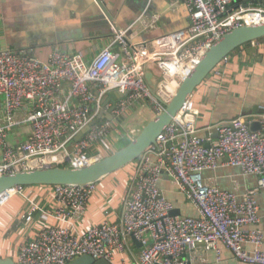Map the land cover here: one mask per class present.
<instances>
[{"label": "built area", "instance_id": "built-area-1", "mask_svg": "<svg viewBox=\"0 0 264 264\" xmlns=\"http://www.w3.org/2000/svg\"><path fill=\"white\" fill-rule=\"evenodd\" d=\"M175 1L187 9L188 25L157 37L152 49H133L128 39L140 17L127 29H114L111 42L90 61L58 49L47 61L27 51H0V177L47 167H84L116 153L117 136H125L118 120L144 106L161 115L216 41L244 26L264 23V0ZM229 57L208 78L222 80ZM148 72L157 78L156 95L146 80ZM22 111L26 114L17 118ZM199 115L192 94L156 143L134 162L115 223L94 224L84 232L77 227L97 182L54 186L51 211L28 200L26 215L38 213L46 224L34 239L21 243L12 259L18 264H70L90 256L115 264L128 256L133 239L141 244L134 264H188L201 246L219 260L224 246L241 263L264 264L258 189L240 199L232 191L206 185L203 177L207 170L229 166L256 177L264 188V112L216 127L215 140L211 134L199 135ZM255 120L260 129L253 132ZM23 126H29L30 133L10 145V133ZM165 177L195 206L196 217L171 215L174 206L159 187ZM21 190L7 192L0 207Z\"/></svg>", "mask_w": 264, "mask_h": 264}, {"label": "crops", "instance_id": "crops-1", "mask_svg": "<svg viewBox=\"0 0 264 264\" xmlns=\"http://www.w3.org/2000/svg\"><path fill=\"white\" fill-rule=\"evenodd\" d=\"M147 4L148 0H0V51H27L31 57L47 61L58 49L80 53L90 61L111 42L114 29H127L140 17L128 34L133 49H152L157 37L187 27L188 12L183 3L153 0L144 13ZM251 4L256 5L253 1ZM229 61L223 67L222 80L209 77L193 93L200 111L198 133L203 138L213 135L216 127L238 117L257 118L264 112V39L257 45L249 43L238 48L230 55ZM25 114L22 111L17 118ZM29 133V126L19 127L10 133L8 142L15 145ZM132 173L133 166L128 165L97 182L86 212L76 220L82 232L94 224L117 222ZM203 177L206 185L232 191L240 199L249 190L258 189L259 229L264 234V188L259 187L256 177L244 176L239 169L229 166H221L216 171L207 170ZM159 187L173 204L177 215L197 216L195 206L168 178H163ZM28 200L51 211L54 208V188L45 185L23 188L21 194L0 207L2 258H13L21 243L31 241L45 227L46 223L40 220L38 213L26 215ZM129 249L128 256H122L123 259L115 264L135 263L140 248L133 239L129 242ZM220 249L219 260L214 251L208 252L201 246L192 252L188 264H244L226 247Z\"/></svg>", "mask_w": 264, "mask_h": 264}, {"label": "water", "instance_id": "water-1", "mask_svg": "<svg viewBox=\"0 0 264 264\" xmlns=\"http://www.w3.org/2000/svg\"><path fill=\"white\" fill-rule=\"evenodd\" d=\"M264 39V23L247 25L240 29L231 31L216 41L211 49L203 55L199 64L194 68L190 75L184 80L178 88L175 97L166 105L165 111L156 116L145 125L142 132L131 143L116 153L105 159L88 166L74 167H47L32 171H20L14 174H8L0 177V199L10 190L18 187L29 186H58V185H86L96 183L103 178L113 174L120 169L135 162L151 145L156 143V138L168 127L173 118L180 111L182 105L195 90L208 78L210 73L238 48L253 41ZM146 80L150 86L153 95L157 91V78L153 73L148 72ZM120 97H122L120 95ZM116 98V96H115ZM112 120L109 117V120ZM98 122L94 120L82 132L78 134L76 140H79L86 134L90 128ZM251 130L256 132L260 129L258 120L250 125ZM218 138L216 129L212 139ZM206 148L210 143L205 144ZM177 216L174 210L171 214ZM135 242L137 248L141 244ZM0 264H18L12 258H0ZM70 264H111L106 260H96L90 256H83Z\"/></svg>", "mask_w": 264, "mask_h": 264}, {"label": "rangeland", "instance_id": "rangeland-1", "mask_svg": "<svg viewBox=\"0 0 264 264\" xmlns=\"http://www.w3.org/2000/svg\"><path fill=\"white\" fill-rule=\"evenodd\" d=\"M136 111L132 112L127 117V120L120 119L118 120L119 127L123 130L125 136H117L120 146L117 147V151L127 147L131 141H133L145 128V125L149 123L152 119L156 117L152 108L149 106L139 107L135 109ZM132 131L135 134H132Z\"/></svg>", "mask_w": 264, "mask_h": 264}, {"label": "trees", "instance_id": "trees-1", "mask_svg": "<svg viewBox=\"0 0 264 264\" xmlns=\"http://www.w3.org/2000/svg\"><path fill=\"white\" fill-rule=\"evenodd\" d=\"M261 40H263V39H261ZM260 41V40H259ZM248 45V44H247ZM136 162V161H135ZM130 165H132L133 166V168H134V162L133 163H131ZM61 167H65V166H61ZM50 187H54V186H50ZM22 189L23 188H26V187H21ZM0 258H2V257H0Z\"/></svg>", "mask_w": 264, "mask_h": 264}]
</instances>
